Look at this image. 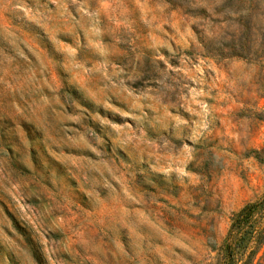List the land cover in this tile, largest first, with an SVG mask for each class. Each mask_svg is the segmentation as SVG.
<instances>
[{"label": "rangeland", "instance_id": "1", "mask_svg": "<svg viewBox=\"0 0 264 264\" xmlns=\"http://www.w3.org/2000/svg\"><path fill=\"white\" fill-rule=\"evenodd\" d=\"M263 196L264 0H0V264H226Z\"/></svg>", "mask_w": 264, "mask_h": 264}, {"label": "trees", "instance_id": "2", "mask_svg": "<svg viewBox=\"0 0 264 264\" xmlns=\"http://www.w3.org/2000/svg\"><path fill=\"white\" fill-rule=\"evenodd\" d=\"M222 255L226 264H264V196L247 203L234 216Z\"/></svg>", "mask_w": 264, "mask_h": 264}]
</instances>
